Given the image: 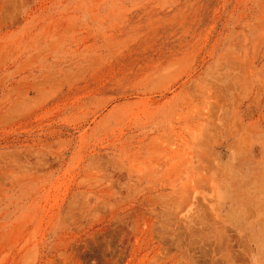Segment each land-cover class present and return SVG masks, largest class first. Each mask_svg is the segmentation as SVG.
<instances>
[{
    "label": "rangeland",
    "instance_id": "1",
    "mask_svg": "<svg viewBox=\"0 0 264 264\" xmlns=\"http://www.w3.org/2000/svg\"><path fill=\"white\" fill-rule=\"evenodd\" d=\"M0 264H264V0H0Z\"/></svg>",
    "mask_w": 264,
    "mask_h": 264
}]
</instances>
